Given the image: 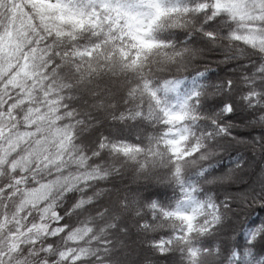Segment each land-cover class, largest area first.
<instances>
[{"label": "snow or ice", "instance_id": "6c2138e0", "mask_svg": "<svg viewBox=\"0 0 264 264\" xmlns=\"http://www.w3.org/2000/svg\"><path fill=\"white\" fill-rule=\"evenodd\" d=\"M0 264H264V0H0Z\"/></svg>", "mask_w": 264, "mask_h": 264}, {"label": "trees", "instance_id": "16d2710c", "mask_svg": "<svg viewBox=\"0 0 264 264\" xmlns=\"http://www.w3.org/2000/svg\"><path fill=\"white\" fill-rule=\"evenodd\" d=\"M220 74L222 75V74H223V72L221 71V72H220Z\"/></svg>", "mask_w": 264, "mask_h": 264}]
</instances>
